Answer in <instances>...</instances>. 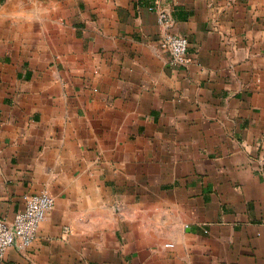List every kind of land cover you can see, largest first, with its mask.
Segmentation results:
<instances>
[{
    "label": "crops",
    "instance_id": "obj_1",
    "mask_svg": "<svg viewBox=\"0 0 264 264\" xmlns=\"http://www.w3.org/2000/svg\"><path fill=\"white\" fill-rule=\"evenodd\" d=\"M40 191L0 264H264V0H0V216Z\"/></svg>",
    "mask_w": 264,
    "mask_h": 264
},
{
    "label": "built area",
    "instance_id": "obj_2",
    "mask_svg": "<svg viewBox=\"0 0 264 264\" xmlns=\"http://www.w3.org/2000/svg\"><path fill=\"white\" fill-rule=\"evenodd\" d=\"M160 19L164 25L169 22L165 13H160ZM160 46L168 52L170 63L184 65L188 62V39L185 35L165 30L161 35ZM53 205L54 198L47 191L33 192L25 196L23 209L11 221L0 216V257L9 247H29Z\"/></svg>",
    "mask_w": 264,
    "mask_h": 264
}]
</instances>
